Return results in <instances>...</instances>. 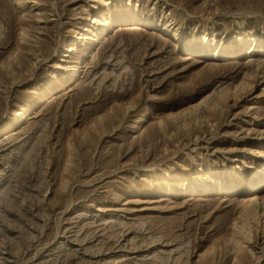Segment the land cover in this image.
I'll return each mask as SVG.
<instances>
[{
  "label": "rangeland",
  "instance_id": "obj_1",
  "mask_svg": "<svg viewBox=\"0 0 264 264\" xmlns=\"http://www.w3.org/2000/svg\"><path fill=\"white\" fill-rule=\"evenodd\" d=\"M21 2L0 0V122L29 100L35 105L17 131L0 138V264H264L262 207L237 260L225 240L239 213L232 197L242 194L191 196L182 181L168 192L165 180L235 166L249 175L264 165L261 68L252 69L247 93L211 111L200 106L199 119L187 116L185 125L170 119L204 98L210 104L243 78L248 60H264L243 50L224 65L180 49L203 33L216 41L235 31L264 37V0ZM105 3L129 7L154 26L140 34L113 28L80 60L81 76L71 83L66 68L83 57L82 43L63 57L62 43ZM175 32L180 47L172 44Z\"/></svg>",
  "mask_w": 264,
  "mask_h": 264
},
{
  "label": "bare ground",
  "instance_id": "obj_2",
  "mask_svg": "<svg viewBox=\"0 0 264 264\" xmlns=\"http://www.w3.org/2000/svg\"><path fill=\"white\" fill-rule=\"evenodd\" d=\"M14 1L16 5L23 4L21 0ZM105 4H108L106 8L107 10L94 5L93 8H95V10L93 15L90 16V14H88L85 18H83L82 23L72 29V32L70 33L72 34V37L66 39L62 43V50L60 52L62 57L74 50L73 46L77 41L80 40L82 43L83 57H78V59L76 58L75 62L73 61V64L66 68L67 73L69 74L68 81L70 80L71 83L73 81L75 83L77 81L76 78L81 76V68L79 66L80 60L84 57L87 58L93 48L103 45L104 41L111 35L113 28L116 29L120 27V25H123V29L125 31H128L131 34H140L139 31H145L146 27L154 26L152 22L148 20V18L146 19V16L145 18H141L137 11L133 12V10L129 7H127L124 11H118V7L113 6L112 4L110 5L109 3ZM114 9L116 10L113 11ZM170 27L171 25L168 23H166L164 27H160L159 25V30H157V33L160 35L162 34L161 37H163L164 33L169 32ZM20 34L21 40L25 41L26 37L28 36L27 32L23 30ZM173 36L174 39H172V44L174 46H179L183 36H180V34L177 33ZM180 49L183 50V55L188 57L192 55L197 57L203 56L206 57L208 61L219 63L222 62L224 65H227L236 63V58L242 53L243 50L248 51L249 54L257 52L264 57V37L253 33L244 34L241 31H235L233 33V37L229 38L227 35H224L221 40L216 41L215 39H210L208 34L203 33L199 36L193 35L187 38L185 44ZM246 64L247 72L244 74L243 78L235 85L221 88L218 92L217 90L214 91L217 93L214 94L215 98L211 100L210 104L208 101L211 98H204L199 104L192 106L181 114H177L170 119H184L187 116L194 115V117H191L189 120L190 122L196 121L199 119L197 111L200 106H205L207 111H211L215 109L216 106L221 105L229 95L233 94V96H238V94L241 92L247 93L253 85L255 72L252 69L261 68L264 70V60H248ZM61 67L62 66L58 65V68ZM57 91V85L49 86L46 90V93H44V95H42L39 100L41 99V103H45L50 98H53ZM47 94L50 96H47ZM33 105H35L33 101L29 100L26 104L20 106L19 111H15L13 113L11 112V116L8 120L3 119V121L0 122V138L17 131L16 129L18 126H21L29 118ZM112 111L114 112L113 108ZM144 116V111H141L139 114V121L137 122L140 123L144 119ZM105 118H107V116L99 119L98 127L95 124L94 130L96 132L99 131V127H106L107 124L105 122L103 123ZM183 123L184 125L187 124V119H184ZM157 125L159 128L163 129L166 126V122L160 119L157 122ZM142 130V127H140L139 132ZM251 170L252 171L250 174L246 175L240 173V171H238V167L235 166L231 167L227 173L212 169L207 170L204 174H200L202 170H199L198 172L200 173L198 175L196 174V176L192 178L185 172L183 174H172L168 177L171 179H165L169 183L167 186L168 192H174L175 187L173 186L172 182L182 181L185 186L182 187L183 189L181 191L191 196L197 194H214L220 197H227L228 192L232 191V188H235L236 193L239 191V193L242 194L241 196L235 195L232 197L234 199L232 201V206L238 207L239 213H237L238 215L236 218H234L231 225L232 233L227 235L225 240L226 243H231V250L235 252V259L237 260H239L238 253L243 251L244 244H246L252 238L251 235L253 223L257 222L260 207L263 208L264 212V195L260 196L261 192H258V188L264 186V165L258 168L255 167ZM229 200L232 199L230 198Z\"/></svg>",
  "mask_w": 264,
  "mask_h": 264
}]
</instances>
